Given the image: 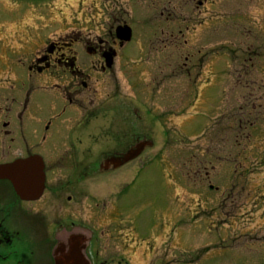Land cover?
Listing matches in <instances>:
<instances>
[{
  "label": "flooded vegetation",
  "instance_id": "obj_1",
  "mask_svg": "<svg viewBox=\"0 0 264 264\" xmlns=\"http://www.w3.org/2000/svg\"><path fill=\"white\" fill-rule=\"evenodd\" d=\"M191 4L217 14L198 29L221 23L219 0H0V264L152 263L155 248L138 245L152 232L140 212L153 219L157 196L153 183L149 193L139 183L147 169L152 179L159 158L152 129L175 104L154 60L159 46L181 44L186 77L201 70L207 51L195 60L181 31L196 23L179 13ZM166 67L174 79V63ZM120 76L132 93L127 101ZM221 135H204V143L220 151ZM211 149L203 152L217 165ZM206 158L191 168L204 180L215 169ZM194 188L220 193L205 181ZM234 190L226 200L238 199ZM217 199L222 207L225 199Z\"/></svg>",
  "mask_w": 264,
  "mask_h": 264
},
{
  "label": "rangeland",
  "instance_id": "obj_2",
  "mask_svg": "<svg viewBox=\"0 0 264 264\" xmlns=\"http://www.w3.org/2000/svg\"><path fill=\"white\" fill-rule=\"evenodd\" d=\"M219 3L222 21L206 30L198 29L197 22L205 15L203 21L210 19L209 15L216 16L215 12L204 14L202 9H194L195 4L179 10L196 19V23L191 20V31H181L183 39H189L195 60H200L198 50L207 51L200 71L190 72L186 77L181 44L159 46L158 58L154 60L163 72V77H158L163 81L161 85L171 86L175 91V104L172 115L165 116L163 123L152 129L159 158L152 167V179L147 169L139 183L142 193H149L153 183L157 196L158 211L153 219L148 218L145 208L140 212L141 220L148 221L152 232H143L149 238L138 245L155 248L157 253L148 256L151 264H264V195H258L260 188L264 189V0H219ZM175 34L182 38L177 30ZM128 50L124 51L126 55ZM140 58L145 59L136 57ZM249 58L251 61L244 62ZM171 61L174 79H167L170 68L166 64ZM129 63L127 60L126 67ZM248 66L249 83L244 78ZM127 69L123 68V72ZM125 74L127 78L128 73ZM120 80L122 97L125 93L127 101L132 93L122 76ZM246 85L253 89L248 92ZM201 91L202 99L198 96ZM158 109L168 112L161 102ZM239 120L253 124L240 127ZM164 129L166 135H162ZM217 132L222 133V142L217 143L221 153L212 150L211 143L205 144L206 137L203 138ZM247 135L250 141L244 139ZM206 148L211 149V155L218 154L217 165L215 156L209 155L210 158L203 152ZM205 157V165L208 167L207 162L212 161L215 168L212 172L207 168V180L203 172L194 174L191 169ZM204 181L220 190L217 197L225 199L222 207L215 193L195 190L194 184ZM234 188L233 196H239L230 200L232 205L226 197ZM169 203L172 217L166 211Z\"/></svg>",
  "mask_w": 264,
  "mask_h": 264
},
{
  "label": "water",
  "instance_id": "obj_3",
  "mask_svg": "<svg viewBox=\"0 0 264 264\" xmlns=\"http://www.w3.org/2000/svg\"><path fill=\"white\" fill-rule=\"evenodd\" d=\"M126 40H128V38ZM107 64H108V67H111V58L109 59V62Z\"/></svg>",
  "mask_w": 264,
  "mask_h": 264
}]
</instances>
